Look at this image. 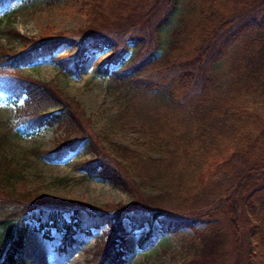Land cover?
Masks as SVG:
<instances>
[{
  "label": "trees",
  "instance_id": "16d2710c",
  "mask_svg": "<svg viewBox=\"0 0 264 264\" xmlns=\"http://www.w3.org/2000/svg\"><path fill=\"white\" fill-rule=\"evenodd\" d=\"M69 1L85 25L0 46V96L23 100L8 123L64 128L52 149L30 152L49 159L88 142L84 179L106 180L135 202L101 212L50 202L46 185L32 183L27 164L8 152L9 131L0 132V264H16L33 223L46 239L61 234L63 249L101 231L88 264H125L127 238L147 226L144 247L156 225L195 245L189 264H222L230 243L243 264L244 253L246 264H264V0H189L173 28L178 0ZM63 46L68 53L56 57ZM109 52L97 73L121 95L111 127L136 135L128 145L97 133L95 117L58 83L23 73L53 59L73 74Z\"/></svg>",
  "mask_w": 264,
  "mask_h": 264
},
{
  "label": "rangeland",
  "instance_id": "374dc122",
  "mask_svg": "<svg viewBox=\"0 0 264 264\" xmlns=\"http://www.w3.org/2000/svg\"><path fill=\"white\" fill-rule=\"evenodd\" d=\"M189 0H178V12L171 28L175 27L178 17L183 13ZM0 46L2 48L18 47L22 38H37L45 29L56 28L59 31L76 30L87 23V18L72 8L69 0H62L56 6H49L46 0H0ZM13 30L15 35L10 34ZM169 32L163 33V49L166 48ZM12 46V47H11ZM0 47V48H1ZM68 53L66 46L61 47L58 56ZM109 53L92 56L89 63L83 65L79 71L68 73V67L63 68L53 59L39 61L23 69V73L43 81H55L69 96L77 100L89 116L95 117V130L99 134H116L112 140L128 145L131 138H136L129 129L121 130L111 127L117 115L123 108L121 95L109 88L104 76L98 75L97 70L106 64ZM69 69V68H68ZM224 91L229 90L228 75ZM23 106V100L15 101L0 96V132L9 131L8 152L27 164V176L34 183L41 180L47 189L44 196L53 203L69 205L70 201L86 204L91 210L101 212L107 205L132 206L135 202L121 187L113 186L101 178L84 179V172L79 163L89 156L86 154L88 142L82 143L76 151L71 152L65 159H49L43 155L30 153L31 151H46L52 149L60 137L65 136L62 127H45L39 130H29L22 125H12L17 108ZM88 126L87 129H91ZM218 178H223L219 175ZM66 180V181H65ZM187 182H190L187 179ZM72 213L66 212L69 219ZM128 222L126 221V224ZM199 224H202L200 222ZM203 226V225H201ZM36 224L31 225L27 244L17 257L16 264H88L92 259L90 252L95 246V237L101 231H93L92 236L78 234L76 244L68 249L61 247V234L53 232L51 239H46L39 232ZM106 230V228H104ZM149 228L137 231L127 239L128 249L125 251V264H189L194 261L191 254L196 248L189 239L182 240L160 230L159 225L152 230L151 241L144 247ZM244 231V229H243ZM230 233V231H228ZM192 234L185 232V237ZM247 235L243 239L246 244ZM239 248L230 243L228 254L222 264H243ZM244 261L246 258L244 253ZM193 259V260H192ZM189 262V263H188Z\"/></svg>",
  "mask_w": 264,
  "mask_h": 264
}]
</instances>
